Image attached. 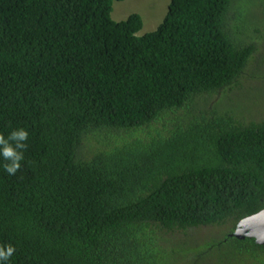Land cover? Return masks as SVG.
Listing matches in <instances>:
<instances>
[{"label": "trees", "instance_id": "obj_1", "mask_svg": "<svg viewBox=\"0 0 264 264\" xmlns=\"http://www.w3.org/2000/svg\"><path fill=\"white\" fill-rule=\"evenodd\" d=\"M115 1L0 0V133H30L4 264H264L232 235L264 208V0H171L142 35Z\"/></svg>", "mask_w": 264, "mask_h": 264}, {"label": "rangeland", "instance_id": "obj_2", "mask_svg": "<svg viewBox=\"0 0 264 264\" xmlns=\"http://www.w3.org/2000/svg\"><path fill=\"white\" fill-rule=\"evenodd\" d=\"M171 0H119L113 6L112 18L116 21L126 20L131 14L138 13L143 18V29L139 35L156 30L164 20ZM255 14H243V18H253ZM241 22V21H237ZM264 51L260 50L258 63L264 60ZM254 63V64H258ZM216 236V235H215Z\"/></svg>", "mask_w": 264, "mask_h": 264}, {"label": "clouds", "instance_id": "obj_3", "mask_svg": "<svg viewBox=\"0 0 264 264\" xmlns=\"http://www.w3.org/2000/svg\"><path fill=\"white\" fill-rule=\"evenodd\" d=\"M29 135L28 129L24 127L13 129L7 136L0 133V157L5 161L4 171L10 176L16 175L22 167ZM15 251L16 248L11 243L0 245V264L9 261Z\"/></svg>", "mask_w": 264, "mask_h": 264}, {"label": "water", "instance_id": "obj_4", "mask_svg": "<svg viewBox=\"0 0 264 264\" xmlns=\"http://www.w3.org/2000/svg\"><path fill=\"white\" fill-rule=\"evenodd\" d=\"M232 235L238 238H255L258 243H264V208L241 218Z\"/></svg>", "mask_w": 264, "mask_h": 264}, {"label": "bare ground", "instance_id": "obj_5", "mask_svg": "<svg viewBox=\"0 0 264 264\" xmlns=\"http://www.w3.org/2000/svg\"><path fill=\"white\" fill-rule=\"evenodd\" d=\"M250 12V11H249ZM251 14H252V12H251ZM256 20V19H255ZM259 50V49H258ZM256 53V52H255ZM227 89V88H226Z\"/></svg>", "mask_w": 264, "mask_h": 264}]
</instances>
